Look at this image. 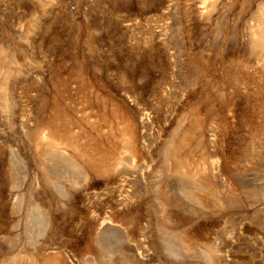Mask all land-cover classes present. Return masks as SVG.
Instances as JSON below:
<instances>
[{"label":"rangeland","instance_id":"rangeland-1","mask_svg":"<svg viewBox=\"0 0 264 264\" xmlns=\"http://www.w3.org/2000/svg\"><path fill=\"white\" fill-rule=\"evenodd\" d=\"M54 256L264 264V0H0V264Z\"/></svg>","mask_w":264,"mask_h":264},{"label":"bare ground","instance_id":"bare-ground-1","mask_svg":"<svg viewBox=\"0 0 264 264\" xmlns=\"http://www.w3.org/2000/svg\"><path fill=\"white\" fill-rule=\"evenodd\" d=\"M125 127H127V125ZM122 128H124V127H122ZM41 134L44 138H46L48 140H58L59 139V136H58L57 132L55 131V129L51 125H48V124L42 126ZM135 134H136L135 128H133L132 126L130 127V125H129V127L126 128L125 133H124V135L126 136V139L129 143L135 141V137H136ZM86 159H87L89 166L93 170L103 171L107 168V165L105 164L104 160L101 157L100 158L99 157L93 158V157L87 156ZM174 160H175L174 165H176V167L188 168L192 171H198L200 166L202 165V161H197V165H192L193 163H191L189 161L186 153H181L179 151H178V153L177 152L174 153ZM212 163H211V165H212ZM165 217H167V215H165ZM186 239L189 243H194L196 240L193 237V235L187 236ZM62 261H63V263L65 262L64 264H66L65 260H60L58 256H54V257H48V258L43 259V262L40 264H62Z\"/></svg>","mask_w":264,"mask_h":264}]
</instances>
